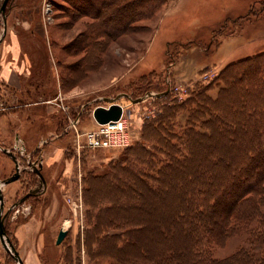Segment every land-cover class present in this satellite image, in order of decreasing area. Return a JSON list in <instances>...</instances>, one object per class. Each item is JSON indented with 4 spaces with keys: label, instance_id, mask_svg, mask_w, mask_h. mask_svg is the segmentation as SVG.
<instances>
[{
    "label": "rangeland",
    "instance_id": "rangeland-1",
    "mask_svg": "<svg viewBox=\"0 0 264 264\" xmlns=\"http://www.w3.org/2000/svg\"><path fill=\"white\" fill-rule=\"evenodd\" d=\"M2 2L0 189L6 236L23 264H117L104 256L108 243L88 238L99 231L98 212L85 198L93 197L87 194L89 178L116 166L128 149L85 146V133L97 124L93 109L125 95L116 102L124 103L131 147L166 107L177 110V125L183 126L197 86L214 83L227 64L264 51V0H167L133 22L134 6L105 14L101 5L78 9L66 0H10L2 11ZM105 16L113 24L108 38ZM149 85L151 92L134 103L131 90L136 95ZM165 92L163 99L147 97ZM5 150L16 158L20 176L3 185L16 171ZM31 165L41 166L43 183ZM61 229L66 235L56 244ZM242 239L214 247L213 256H228ZM0 264H19L1 241Z\"/></svg>",
    "mask_w": 264,
    "mask_h": 264
},
{
    "label": "trees",
    "instance_id": "trees-1",
    "mask_svg": "<svg viewBox=\"0 0 264 264\" xmlns=\"http://www.w3.org/2000/svg\"><path fill=\"white\" fill-rule=\"evenodd\" d=\"M166 1L66 0L78 9L101 5L105 14L134 6L132 22ZM104 21L108 38L113 24ZM185 107L183 126L175 108H164L144 125L140 144L89 178L93 197L86 204L98 212L94 229L104 234L88 238L108 243L104 256L117 264H264V51L227 64L214 83L193 90ZM235 236H243L236 250L215 258L214 247Z\"/></svg>",
    "mask_w": 264,
    "mask_h": 264
},
{
    "label": "water",
    "instance_id": "water-1",
    "mask_svg": "<svg viewBox=\"0 0 264 264\" xmlns=\"http://www.w3.org/2000/svg\"><path fill=\"white\" fill-rule=\"evenodd\" d=\"M10 0H3L2 2V6H1V10L3 11L4 8L6 7V4L9 2ZM165 94H167V92H165ZM125 96V95H124ZM124 96H117L114 99H105L104 102L109 103V107L105 108V107H95L93 109V119L96 121L97 124H105L108 123L110 121H116L120 118L121 114H122V108L121 106H119L118 104H116L115 102L117 100H119L121 97ZM147 96H154V97H161V95H147ZM142 98H138L135 101H133L134 103H138L140 101H142ZM5 153H7L14 161L15 166H16V171L13 175H11L9 178H7L6 180H3V185L12 183L14 181H16L20 174H19V167L17 164V160L16 158L13 156L12 153H10L8 150L4 151ZM32 166V165H31ZM32 169L34 171L35 174H37L41 180V182L44 181L41 173H40V169L41 166L39 165L38 167H34L32 166ZM1 186V184H0ZM24 199V198H23ZM23 199H21L20 201L22 202ZM2 211H3V196H2V192L0 189V241L3 245V247L10 252L14 257H16V260L18 261L19 264H23V262L21 261L20 257L18 256L16 250L14 249V247L12 246V244L10 243L8 237L6 236V232H5V228H4V218L1 216L2 215ZM66 235V231L65 230H60L58 232V235L56 237V244H60L61 241L64 239Z\"/></svg>",
    "mask_w": 264,
    "mask_h": 264
},
{
    "label": "built area",
    "instance_id": "built-area-1",
    "mask_svg": "<svg viewBox=\"0 0 264 264\" xmlns=\"http://www.w3.org/2000/svg\"><path fill=\"white\" fill-rule=\"evenodd\" d=\"M121 117L116 121L96 124L95 129L85 133V146L90 149L127 148L131 146L130 135ZM71 124H74L71 121ZM32 167V166H31Z\"/></svg>",
    "mask_w": 264,
    "mask_h": 264
},
{
    "label": "crops",
    "instance_id": "crops-1",
    "mask_svg": "<svg viewBox=\"0 0 264 264\" xmlns=\"http://www.w3.org/2000/svg\"><path fill=\"white\" fill-rule=\"evenodd\" d=\"M108 107H109V106H105V108H108ZM39 141H40V140H39ZM39 141H38V142H39ZM38 142H37V143H38ZM37 143H36V144H37ZM36 144H35V145H36ZM3 153L5 154L6 157L10 158V159L13 161V159H12L7 153H5L4 151H3ZM13 163H14V161H13ZM14 164H15V163H14ZM15 167H16V166H15ZM15 169H16V168H15ZM32 171H33V170H32ZM12 175H13V174H12ZM40 181H41V180H40ZM42 183H43V182H42ZM19 252H20V250H19ZM19 252H18V253H19Z\"/></svg>",
    "mask_w": 264,
    "mask_h": 264
},
{
    "label": "bare ground",
    "instance_id": "bare-ground-1",
    "mask_svg": "<svg viewBox=\"0 0 264 264\" xmlns=\"http://www.w3.org/2000/svg\"><path fill=\"white\" fill-rule=\"evenodd\" d=\"M73 91H74V90H73ZM147 97H149V96H147ZM156 98H157V97H156ZM120 99H122V98H120ZM143 100H144V99H143ZM143 100H142V101H143ZM124 101H125V100H124ZM116 104H118L119 106H121V108H122V111H124V107H123V104H124V103H123V101H122V100H121V102H119V103H118V102H116ZM121 115H122V114H121ZM120 117H121V116H120Z\"/></svg>",
    "mask_w": 264,
    "mask_h": 264
}]
</instances>
